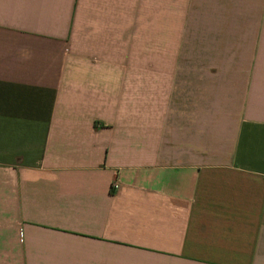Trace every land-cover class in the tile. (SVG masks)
I'll return each mask as SVG.
<instances>
[{
    "label": "crops",
    "instance_id": "1",
    "mask_svg": "<svg viewBox=\"0 0 264 264\" xmlns=\"http://www.w3.org/2000/svg\"><path fill=\"white\" fill-rule=\"evenodd\" d=\"M0 264H264V0H0Z\"/></svg>",
    "mask_w": 264,
    "mask_h": 264
}]
</instances>
